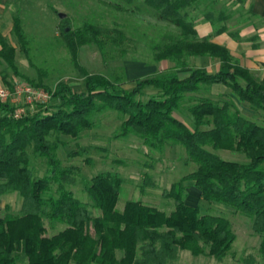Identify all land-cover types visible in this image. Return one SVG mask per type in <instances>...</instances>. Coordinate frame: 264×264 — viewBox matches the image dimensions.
<instances>
[{
	"label": "trees",
	"instance_id": "obj_1",
	"mask_svg": "<svg viewBox=\"0 0 264 264\" xmlns=\"http://www.w3.org/2000/svg\"><path fill=\"white\" fill-rule=\"evenodd\" d=\"M199 1L144 0L159 20L180 29L183 38L155 49V62L168 61L174 67L132 80L131 90L125 88L126 76L91 74L78 63L83 46L97 45L106 54L107 42L116 41L109 31L92 24L66 30L69 20H61V35L85 83L82 92L65 82L49 88L40 72L37 82L30 79L16 64L17 49L0 33V60L13 75L46 90L53 103L22 119L10 117L8 105H0L6 112L0 118V199L10 193L23 198L18 215L7 213L0 218V264H21L20 255L27 264H173L182 251L223 261L237 239L232 224L224 216L203 214L199 206L187 204L190 186L205 202L232 208L252 220L253 232L262 238L259 252L264 264V126L242 116L232 102L209 98L194 99L189 106L193 128L174 115L189 95L214 86L228 88L240 102L264 111V81L240 66L227 47L197 38L188 11ZM206 17L212 25L230 18L225 10ZM12 31L29 60V41L18 14ZM227 32L224 24L216 34ZM117 34L124 38L121 32ZM196 57L219 60V70L210 73L195 68L181 77L179 72L188 71L189 60ZM147 91L154 93L147 98ZM107 111L123 119L116 137H139L145 147L160 152L168 144L181 145L197 165L195 172L164 190V199L174 204L170 213L141 201H129L120 211L117 205L124 181L113 172L91 180L87 203L69 189L76 185L78 172L65 168L58 158V150L65 146L61 137L78 139L95 129L96 116ZM208 147L241 153L249 163L223 160ZM86 153L83 148L69 157ZM33 156L46 161L45 177L35 176ZM93 210L100 214L96 216ZM46 220L65 229L48 237ZM246 262L256 264V259Z\"/></svg>",
	"mask_w": 264,
	"mask_h": 264
},
{
	"label": "rangeland",
	"instance_id": "obj_2",
	"mask_svg": "<svg viewBox=\"0 0 264 264\" xmlns=\"http://www.w3.org/2000/svg\"><path fill=\"white\" fill-rule=\"evenodd\" d=\"M11 12L9 27L5 37L10 46L17 49L16 64L26 76L34 81L39 80V72L45 75L44 84L54 89L60 82L69 84L76 92L85 89L81 72L76 68L73 58L68 51L64 38L61 35L59 14H65L69 20L66 30L74 31L92 24L111 32L116 37L115 43L108 41L106 54H102L97 45L83 46L79 51L78 63L91 74H100L107 77L126 76L128 83L126 89L131 90L134 79L155 76L174 67L170 62L154 61L156 47H163L172 43L183 35L180 29L158 19L154 10L148 7L144 0H135L132 5L122 0H0V7ZM236 6L231 0H218L212 4L209 0H200L194 8L188 11L189 19L198 28L200 24H211L206 15L209 12L215 16L225 10L230 16ZM239 10V8L237 9ZM19 15L29 41V62L21 51L17 38L13 33V18ZM226 25L230 32V18L225 23L212 25L210 36L203 38L197 32V38L203 40L219 36L216 32ZM123 34L121 39L118 32ZM227 32V33H228ZM225 34V33H223ZM2 62V61H1ZM0 70L4 84L0 87H11L16 81L25 82L8 69L2 62ZM190 69L179 72L181 77L187 76L192 69L206 68L215 73L220 68L217 59L196 57L189 60ZM260 81L261 76H255ZM262 80V79H261ZM28 83V82H26ZM42 88V87H40ZM147 91V98L153 94ZM209 98L214 101H230L245 118L264 126V111L255 110L248 104L240 102L233 92L223 86L203 87L200 92L189 95L183 102L180 110L174 115L191 128L194 120L188 108L194 99ZM52 100L47 102L50 106ZM44 104L26 108L28 115H34L41 110ZM97 127L81 134L78 139L62 136L65 146L58 150V158L65 168L77 169V183L69 189L83 202H89L87 189L91 180L100 173H117L124 181L118 209L121 210L129 201L156 207L161 211L170 213L174 209L172 201L164 199V190L180 181L184 176L197 170L192 163L186 149L181 145L168 144L163 151H155L144 146L143 140L136 136L116 137L123 122L120 115L107 111L96 116ZM86 148L87 153L81 157L71 158L69 155ZM207 150L226 161L249 163L245 155L226 150ZM32 153V151H29ZM31 168L37 178L46 176V161L32 157ZM151 185H147V183ZM23 198L18 193H10L0 199V218L7 213L18 215L21 211ZM190 206H199L203 214L221 215L229 219L236 234V242L231 252L223 261L207 256H193L189 251L180 252L179 258L173 264H249V258H255L256 264H262L259 252L262 238L253 232L251 219L236 212L234 209L220 205L210 204L201 199L197 190L190 186L186 200ZM97 216L99 211L93 210ZM46 236L51 237L65 226L45 221ZM21 264H27L25 256L20 255ZM74 264V263H71Z\"/></svg>",
	"mask_w": 264,
	"mask_h": 264
},
{
	"label": "crops",
	"instance_id": "obj_3",
	"mask_svg": "<svg viewBox=\"0 0 264 264\" xmlns=\"http://www.w3.org/2000/svg\"><path fill=\"white\" fill-rule=\"evenodd\" d=\"M231 3L236 8L230 14V32L214 37L211 42L227 47L240 66L248 69L254 77L261 76L260 81H264V0H245L243 3L231 0ZM11 17L9 10L0 7V33L3 35ZM212 29V24L202 23L196 31L205 38L210 36ZM1 63L0 60V69ZM1 71L0 86L4 84Z\"/></svg>",
	"mask_w": 264,
	"mask_h": 264
},
{
	"label": "built area",
	"instance_id": "obj_4",
	"mask_svg": "<svg viewBox=\"0 0 264 264\" xmlns=\"http://www.w3.org/2000/svg\"><path fill=\"white\" fill-rule=\"evenodd\" d=\"M50 100L51 95L46 90L30 83L16 81L11 87H0V105H8L10 111L7 113L14 119L28 116L26 108L40 104H44L41 108H45ZM5 113L0 109V118Z\"/></svg>",
	"mask_w": 264,
	"mask_h": 264
},
{
	"label": "water",
	"instance_id": "obj_5",
	"mask_svg": "<svg viewBox=\"0 0 264 264\" xmlns=\"http://www.w3.org/2000/svg\"><path fill=\"white\" fill-rule=\"evenodd\" d=\"M59 18L60 19H65L66 18V15L65 14H59Z\"/></svg>",
	"mask_w": 264,
	"mask_h": 264
}]
</instances>
